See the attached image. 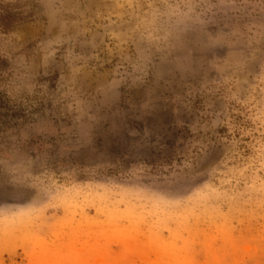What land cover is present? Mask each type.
Here are the masks:
<instances>
[{"label":"rangeland","instance_id":"1","mask_svg":"<svg viewBox=\"0 0 264 264\" xmlns=\"http://www.w3.org/2000/svg\"><path fill=\"white\" fill-rule=\"evenodd\" d=\"M0 264H264V0H0Z\"/></svg>","mask_w":264,"mask_h":264},{"label":"trees","instance_id":"2","mask_svg":"<svg viewBox=\"0 0 264 264\" xmlns=\"http://www.w3.org/2000/svg\"><path fill=\"white\" fill-rule=\"evenodd\" d=\"M11 15L7 11H3L0 13V25L4 28H7L9 24H11Z\"/></svg>","mask_w":264,"mask_h":264}]
</instances>
